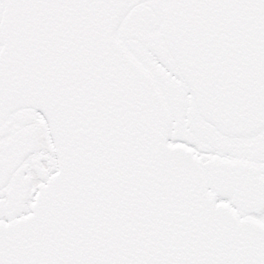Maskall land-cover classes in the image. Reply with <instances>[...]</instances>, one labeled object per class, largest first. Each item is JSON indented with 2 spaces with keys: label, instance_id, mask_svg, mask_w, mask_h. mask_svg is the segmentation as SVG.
Wrapping results in <instances>:
<instances>
[{
  "label": "snow or ice",
  "instance_id": "snow-or-ice-1",
  "mask_svg": "<svg viewBox=\"0 0 264 264\" xmlns=\"http://www.w3.org/2000/svg\"><path fill=\"white\" fill-rule=\"evenodd\" d=\"M0 264H264V0H0Z\"/></svg>",
  "mask_w": 264,
  "mask_h": 264
}]
</instances>
